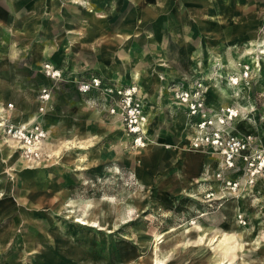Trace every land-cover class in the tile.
<instances>
[{"label":"rangeland","instance_id":"374dc122","mask_svg":"<svg viewBox=\"0 0 264 264\" xmlns=\"http://www.w3.org/2000/svg\"><path fill=\"white\" fill-rule=\"evenodd\" d=\"M21 1L24 24L35 16L29 0ZM85 1H45L37 32L27 33L9 27L0 0V264H264V0H205L199 16L192 0H149L143 6L152 4L154 15L140 23L124 18L130 0ZM72 7L83 15L64 12ZM151 36L165 53H156ZM225 41L238 44L222 52L238 82L228 78L221 91L240 87L247 100L245 115L232 120L226 114L236 98H224L188 67ZM217 55L200 70L220 65ZM169 70L194 78L195 88L174 76L166 92L180 94L179 86L198 93L201 104L222 106L191 115L184 140L202 121L222 119L219 135L244 143L245 158L219 167L211 159L221 155L204 146L178 150L165 128L171 134L190 110L170 105L159 116L167 125L157 133L163 147L147 125L140 136L159 153L144 161L129 109L148 115L150 107L138 91L124 93L137 86V71L149 84ZM164 88L155 89L163 103ZM23 115L32 119L16 134ZM215 130L207 125L203 141Z\"/></svg>","mask_w":264,"mask_h":264},{"label":"crops","instance_id":"0c3cea01","mask_svg":"<svg viewBox=\"0 0 264 264\" xmlns=\"http://www.w3.org/2000/svg\"><path fill=\"white\" fill-rule=\"evenodd\" d=\"M45 1H46V4H47V0H29V3H30L29 8H30L33 16H35L36 18L32 17L30 19H27V22L23 24V21H20V19L22 20V17L24 16V12H23V9H22L23 2L21 0H2V2L5 3V7H6L5 9L8 10L9 27H11L12 25H16V26H20V27L24 28L27 33H36L38 28H39L38 19H37L38 16H36V15H38V13L42 10ZM130 1L133 3V6H132V8L131 7H127L128 16H124L125 19H132L133 20L134 18H137V22L140 23V22H145L147 19L151 18L154 15V10L151 9L153 7L152 4H149L147 7L143 6V3L145 1L147 2L149 0H130ZM70 2L73 5H75V6L79 5V4L87 3V1H85V0H70ZM89 2H90V0H89ZM190 3H192V5L195 6V7H193L194 14L199 16V13L202 11V8H203L202 5L205 4L206 1L205 0H196V3L199 4V5H196L194 3V0L190 1ZM96 4H99V3L96 2ZM197 6L200 8L199 10H197L198 9ZM76 8L72 7L70 9H68V10L66 9L64 12L76 13L77 12ZM7 10L4 11V12H7ZM76 14L79 15L80 13L77 12ZM80 15L82 16L83 14H80ZM80 15H79V17H80ZM223 19H224V17H222V16L219 17V20H223ZM183 20H184V16H183ZM66 24L68 25L69 22L67 21ZM75 24H73V25H75ZM69 25H71V24H69ZM151 37L154 38V36H151ZM157 41H158V39L154 38L153 42L158 45V48L156 49V53H158V54L162 53V52L165 53V51H164L165 48L162 47V45L159 42H157ZM244 44H245V47H246L245 49L247 50V42H245ZM237 45L238 44L235 41L234 42L225 41V43L223 44L222 49L210 50V51H206V52L204 51V54H202L200 57L191 58L190 61H188V67L191 68L190 70H193L195 73L203 75L205 80L210 81L212 83V85L215 87L217 93H220V95H222L224 98H230V97L236 98V108L238 109V111L240 113V117H243L245 115V113L247 112V100H246V97H244L242 95V92L244 91V89H242L240 87L237 88V89L236 88L235 89L231 88L230 90H228V93H223L221 91L222 89L229 88L228 85H230V84L227 81V79L229 78L231 73H236V76H237V72L231 71V70H234L233 63H231L230 61L229 62L225 61L223 59V53H222L223 49L224 50H228V49L233 48V47H235ZM181 49H180L181 51H185V48L182 47ZM246 50H244V53H247ZM216 55H217V61L216 62L217 63L220 62L219 64L223 65V66H220V65L207 66V68H208L207 71L202 72L200 69L203 70V68L201 66L199 67V65L207 64L206 60L213 62L215 60V58H216ZM158 58H163V56L160 55ZM190 62H191V66L193 65V67H190ZM156 63L165 64L166 62L163 59H158V61H156ZM213 68H217L218 69L216 71V73L214 74V76H213V72L214 71L212 70ZM135 75H138V78H135V80H136L135 83H137V86H136V84H134L133 86L137 87L138 92L140 93V95L142 97H144V99L147 101L148 106L150 107V111H149V113L147 115V130H148V133L149 134L151 133L154 136L153 138H155V140H153L155 143L153 142V144L156 145V146H161V148H162L163 144H156V141L159 138L157 136V133L160 132L161 130H164L163 128L166 127L167 125H166V120L164 121L165 123L161 122V118H159V116L162 115L164 117V119H165L166 116L164 115V112L161 113V111L164 110V107L170 106L172 104L170 102L171 100L168 99L167 94H166V98H165L166 101H165V103H163L162 100H161L162 98L160 96L158 97V94L155 92L156 91L155 89L157 88V86H159L160 83H162L163 85H165L164 89H165V92H166L167 79H170L171 77L175 76V77H177L180 80L181 79L184 80L185 79V78L183 79L184 74L180 73V72H177V71H173V70L170 71L169 70L167 72V74H163L162 77L155 76V75H152L151 77H149L148 78L149 81H150L149 84L145 83L144 80L140 79L141 75H142V72L137 71V73ZM159 79L161 80L160 83H158ZM221 81H223L224 87H221V83H220ZM146 87H148V92H147V88ZM234 91H236V92L234 93ZM145 92H146V94H144ZM165 92H164V94H165ZM162 93H163V91H162ZM240 99L245 100V103H246L245 104V108L242 109V110L237 105V103H238V101ZM206 105L212 111H217L218 108L222 107V106H218V104L214 103L213 101H206ZM179 108L185 109L184 107H179ZM217 113H218V111H217ZM182 116L184 118L182 124L176 125L174 127L175 128L174 131L171 134L169 132V129L165 128V130H166L165 133H167V135L169 136L168 138L172 142H174V144L176 145L177 149L184 152L186 149L188 150L190 148H189V142H188L189 139L188 140H184V133L183 132L185 131L187 126L191 127V125L188 123L189 116H187L186 113H182ZM22 119H23V121L19 120L20 124L25 125L32 118H31V115L30 116L29 115H23ZM152 146H153L152 144L147 143L146 144L147 149H145V150H147L148 153L147 152L146 153H141L143 159H145L144 161H147V162H149L151 160L155 161L156 159L159 158L158 157L159 153L155 154V152H149V151H152ZM139 150H142V149H139ZM149 154H150V156H149ZM164 157L165 156H162L161 158L163 159V162L166 164L167 159H165ZM211 160L214 161L216 166H218V163H217L216 159L212 158ZM175 162L176 161H174V163ZM169 164L172 167L174 166L173 163L169 162ZM175 173L177 174V176L181 177V175H180L179 171L177 170V168H176V172ZM246 191H247V189L242 191L241 193L245 194Z\"/></svg>","mask_w":264,"mask_h":264},{"label":"bare ground","instance_id":"6f19581e","mask_svg":"<svg viewBox=\"0 0 264 264\" xmlns=\"http://www.w3.org/2000/svg\"><path fill=\"white\" fill-rule=\"evenodd\" d=\"M220 63V62H219ZM224 64V63H223ZM214 65V64H213ZM137 76V75H136ZM231 76V75H230ZM194 78H189V79H184V80H187L190 84V87H192L193 89L195 88V86L193 85V80ZM242 79V78H241ZM235 80V81H233ZM97 81V80H96ZM228 81L230 83H232L233 85H236L237 82H238V78H234V77H230L228 79ZM235 82V83H234ZM198 83H200L198 86L196 87H202L204 89V85H203V82L201 81H198ZM192 84V85H191ZM135 91H138L137 87L136 86H132V89L130 90H127L125 95H132L131 93L135 92ZM118 93H121V92H118ZM170 93V92H169ZM168 91L166 92L167 94V97L168 99H170L171 101V104L172 105H175V106H178V107H184V108H193L195 109L194 111H191L190 113H187V116H191V115H194V114H204V110L202 107L206 108V104H204L203 102V99H202V104H200V106L198 108H196L195 106L193 107V104L190 102L191 100V97H188V98H185V99H179L177 95H171L169 94ZM226 93V92H225ZM198 93L197 95H195V97H198ZM229 96V95H228ZM193 97V96H192ZM202 108V109H201ZM208 108V107H207ZM185 112V110H183ZM228 111V109H227ZM219 115V114H218ZM205 116V115H204ZM226 117H227V120H232L233 117H240V113L238 111V109L236 108V110H232L230 109L229 110V113L226 114ZM30 120V119H29ZM18 126H20L21 128L17 131L16 134H18L19 132H22L24 129H22L24 126H22L23 124H20V121L17 122ZM146 125H147V115H144L142 112L140 115L136 116L134 121H132L131 123V130L130 132L134 135H137L138 137L135 139L134 141V144L136 145V149H143L141 151V153H146L147 150H145L147 147L146 146V142L147 141H143L140 136L141 135H144V136H147V130H146ZM191 125V124H190ZM207 125H211L213 128H216L215 131H220L222 130L224 127H226V124L225 122L222 120V119H216L214 120L213 118H210L207 122H204L202 121V124L199 125L197 128H195V132H196V136H191L190 138V141L188 140L189 142V148L191 149L192 147H198L199 145L201 146H204L205 147V150H212V151H216L219 155L222 156H219V158H215L217 160V163H218V166L219 167H224L226 166L227 164L229 165L230 162L227 160V158L224 156V152L225 150L222 149L219 145V141H218V138H219V134L218 133H214L212 136L211 139H207L206 141H203L202 139V132H204L205 128ZM192 127V125H191ZM21 136H24V134H19ZM213 141V143H212ZM191 142H193V144H191ZM207 142V144H206ZM32 142L29 141V138L27 139V143L26 144H31ZM212 145V146H210ZM207 147H210L212 149H209ZM27 148H29V150L31 151L32 147L31 146H28ZM149 150V149H148ZM151 152V151H149ZM148 153V152H147ZM150 156V154H149ZM218 156V155H217ZM247 186H249L247 184L246 181L243 182V184H241V191H244L247 189ZM238 190V186L235 185L233 186L232 188L229 189V192H234L236 193Z\"/></svg>","mask_w":264,"mask_h":264},{"label":"built area","instance_id":"2783aa9c","mask_svg":"<svg viewBox=\"0 0 264 264\" xmlns=\"http://www.w3.org/2000/svg\"><path fill=\"white\" fill-rule=\"evenodd\" d=\"M244 75H247V73L245 72ZM96 80H94L93 82L97 86L99 84L98 83L99 81H96ZM177 91L180 94H176V95L179 96L180 99H185V98L191 97V99H190L191 101L190 102L193 104V107L195 106L196 108H198L200 106L201 103H199L195 99V95L194 94H191L192 93L191 91H183L182 90V87L180 88L179 86L177 87L176 92ZM119 92H121V91H119ZM126 96H131V95H126ZM129 100H130V98H129ZM129 102H127L128 105H129ZM188 109L190 110V112L195 110L193 108H188ZM129 110H130V116H131V118L129 119L130 130H131V123H132V121H134L135 117L138 116V115H140L142 111L135 112V111H133L134 110L133 108L132 109H129ZM201 124H202V122L199 125H201ZM215 133H218L219 134L218 131H215ZM225 140H226V138L224 139V137H223V140H222L221 136L219 135V138H218L219 145H220V147L222 149L225 150L224 156L227 158V160L229 162H231V160H233V159L245 158L240 153L245 148V144L244 143H241L238 139H236V137L235 138H232L231 136H228V140L227 141H225ZM212 143H213V141H212Z\"/></svg>","mask_w":264,"mask_h":264}]
</instances>
